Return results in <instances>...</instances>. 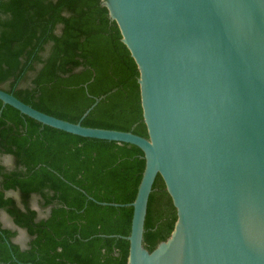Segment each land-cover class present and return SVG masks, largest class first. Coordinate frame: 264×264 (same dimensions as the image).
<instances>
[{"label":"water","instance_id":"95a60500","mask_svg":"<svg viewBox=\"0 0 264 264\" xmlns=\"http://www.w3.org/2000/svg\"><path fill=\"white\" fill-rule=\"evenodd\" d=\"M102 4L139 72L147 136L70 122L0 88L3 105L68 133L141 149L144 168L127 204V264H264V0ZM157 175L176 220L149 251L144 222Z\"/></svg>","mask_w":264,"mask_h":264},{"label":"trees","instance_id":"16d2710c","mask_svg":"<svg viewBox=\"0 0 264 264\" xmlns=\"http://www.w3.org/2000/svg\"><path fill=\"white\" fill-rule=\"evenodd\" d=\"M138 76L102 0H0V88L21 101L83 126L147 136ZM144 164L136 145L68 133L0 100V210L30 237L21 250L16 232L0 227V264H127V204ZM34 202L49 207L45 218ZM175 220L157 175L144 246L165 240Z\"/></svg>","mask_w":264,"mask_h":264},{"label":"flooded vegetation","instance_id":"af4514ba","mask_svg":"<svg viewBox=\"0 0 264 264\" xmlns=\"http://www.w3.org/2000/svg\"><path fill=\"white\" fill-rule=\"evenodd\" d=\"M10 159L11 158L9 156H5V157H3L2 161H3L4 164L9 165L10 164L9 163ZM8 193L9 194H14V193H11V191L8 192ZM32 209H34V210H36L38 212V214H37V218L38 219L45 218L48 215L49 211H50L49 207L47 209H43V208H40L36 203L33 204ZM7 218H9L10 224H7L5 222V219L7 220ZM0 227L2 229H9L12 232L15 231L16 234L11 238V241L13 243L18 244L21 250L27 248V246H28L27 243L29 242L30 237L28 236L26 230L21 228V227H19L18 225H16L4 210H0ZM20 236L24 237V240L22 239V242H19V240H18Z\"/></svg>","mask_w":264,"mask_h":264},{"label":"rangeland","instance_id":"374dc122","mask_svg":"<svg viewBox=\"0 0 264 264\" xmlns=\"http://www.w3.org/2000/svg\"><path fill=\"white\" fill-rule=\"evenodd\" d=\"M8 161H9V160H8ZM34 203H35V202H34ZM9 221H10L9 218H7V220L5 219V222H6L7 224H10ZM5 222H4V223H5ZM22 239L24 240V237H23V236H20L19 239H18L19 242H22ZM23 242H24V241H23Z\"/></svg>","mask_w":264,"mask_h":264}]
</instances>
